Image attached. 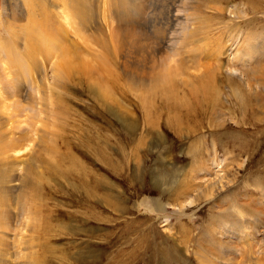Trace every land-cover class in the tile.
Masks as SVG:
<instances>
[{
	"label": "rangeland",
	"instance_id": "rangeland-1",
	"mask_svg": "<svg viewBox=\"0 0 264 264\" xmlns=\"http://www.w3.org/2000/svg\"><path fill=\"white\" fill-rule=\"evenodd\" d=\"M5 1L0 91L6 78L17 84L12 80L11 91L0 96L27 108L23 125L12 130L30 141L17 158L39 156L37 141L45 134L59 153L42 151L45 165L37 159L41 197L32 212L39 215H21L30 196L23 203L20 194L14 222L1 226L13 264H264V0H175L185 20L164 27L174 0H142L135 20L148 40L138 58L126 60L155 65L144 83L123 72V40L109 0H92L94 20L81 27L59 1L37 0L34 22L20 2L17 16L25 18L14 25V46L19 54L28 46L36 59L21 55L17 66L5 54L11 50ZM40 22L58 46L50 56ZM186 24L196 35L184 40ZM159 27H168L163 35L170 31L168 48L162 49ZM63 55L88 64L91 73L53 72ZM161 78L169 85L162 88ZM100 81H107V91ZM30 95L45 98L47 109ZM30 106L36 117L26 114Z\"/></svg>",
	"mask_w": 264,
	"mask_h": 264
},
{
	"label": "bare ground",
	"instance_id": "bare-ground-1",
	"mask_svg": "<svg viewBox=\"0 0 264 264\" xmlns=\"http://www.w3.org/2000/svg\"><path fill=\"white\" fill-rule=\"evenodd\" d=\"M39 1V0H38ZM37 0H22V1H19V0H8V1H5L7 2L6 4H4V6H6L7 9H4V11L7 12V15L9 13V20L11 21H8V20H5L6 22L5 25H4V31L6 32V34L9 36V39L7 42L9 47L11 48V50H8L9 53H5L6 56L9 55V62L10 64H14L17 66V64H15L14 61H18L20 56H24L26 58H28V60L30 59H33L31 57L32 55V52L28 49V46L27 48L25 49V52L23 54H19L18 51L15 49V46L14 44H16L17 42L15 41V33H14V25L16 22L19 21L18 18H22L24 20V16H21L22 15V10L20 8V2H23L24 6L23 8L26 9V7H30L31 11H28L29 12V22H34V21H37V19H32V14H35L36 16V13H34V9L37 7L38 5V2ZM56 1H59L61 2L62 4V8L65 10V11H69L70 14L75 18V20L77 19L78 22V26L81 27V26H84L87 22L91 23L93 22L94 20V15L96 13V8H94V5L92 4V0H56ZM142 0H109V2H106V7L109 11V17L110 18H113L114 21H116V27L114 28L116 34L118 35L117 37H119L121 40H123V47L120 46L119 47V53H120V56H121V59H122V67H123V72L125 74L128 75H131L135 78V80L139 81V82H142L144 83L145 81L148 82V80L152 77H154V71H155V65H150L149 68H147L145 65H141V66H134L133 64H130L126 58H129L131 57L130 55H135V59L138 58L137 56H140L141 53H142V47L144 46L143 45V42L147 41L148 40V36L146 35V33L144 31H142V25L139 24V22H137L135 20V18L139 17V15H141V6H142V3H141ZM139 2V3H138ZM175 0L173 1V3H171L172 5L169 7V10L168 12L166 13L163 21H164V26H166L167 24L169 25H174V23H178L180 20L179 19H183L185 20V18H180V14L178 13V10L176 9L177 7L175 6ZM177 3V2H176ZM54 4V3H53ZM56 4V2H55ZM104 4V3H103ZM199 5V4H198ZM136 6V7H134ZM27 8V10H29ZM32 9H33V12H32ZM47 9V8H46ZM142 9V8H141ZM201 11V10H200ZM17 13H20L21 15L18 17L17 16ZM27 14V13H26ZM25 14V15H26ZM196 14V13H195ZM200 14V13H199ZM64 18V17H63ZM72 18V19H74ZM96 18V17H95ZM65 19V18H64ZM199 19V18H198ZM197 19V20H198ZM196 20V21H197ZM204 20V19H203ZM68 21V20H66ZM200 21V20H198ZM39 22V21H38ZM188 22V21H187ZM201 22V21H200ZM42 25H40V28L44 30V41L43 39H41V42L42 44L48 46V50H47V56H50L52 54V52H54L58 46L56 45L55 41H54V35L53 33H51L50 31H48L46 28H47V25H44L46 24L45 22H40ZM180 23V22H179ZM193 23V22H192ZM196 23V22H195ZM194 23V24H195ZM193 24V25H194ZM206 24V23H205ZM176 25V24H175ZM77 26V27H78ZM95 26V25H94ZM198 26H202L201 24H198ZM206 27V25H204ZM203 26V27H204ZM26 27H28V23L26 25ZM26 27H23L22 29H27ZM34 27V26H33ZM163 27H159V30H158V34H160V38H162L160 44L162 46V49L163 48H168L169 46V43L171 40V36L168 34L170 31H167L166 32V36L163 35V33L165 32V29H168L167 28H163ZM189 26H186L182 29L183 30V39L184 40H187L189 39L188 37L190 36H194L196 34H193V33H190L188 32L189 31ZM204 27V28H205ZM192 28V27H191ZM195 28V26H194ZM192 28V29H194ZM196 28L197 25H196ZM195 28V29H196ZM30 30H34L32 28V25L30 26L29 28ZM37 27H36V31H37ZM95 29V28H94ZM191 29V30H192ZM200 29H202L200 27ZM103 31V30H102ZM156 31V30H155ZM164 31V32H163ZM205 31V30H203ZM21 32V31H20ZM39 34H40V31H38ZM46 32V33H45ZM154 32V31H153ZM195 33V31H193ZM198 32H201L198 31ZM29 33V32H28ZM42 33V32H41ZM56 33V32H55ZM197 33V32H196ZM205 33V32H204ZM36 34V33H35ZM47 34V35H46ZM16 35H18L16 33ZM25 35V34H24ZM30 35V34H29ZM28 34L25 36V41L29 43V41H31V36H29ZM56 35V34H55ZM188 35V37H187ZM19 36V35H18ZM41 36V35H40ZM172 36H173V33H172ZM57 37V36H56ZM113 37V36H112ZM191 38V37H190ZM195 39V38H194ZM17 40V39H16ZM184 42V41H183ZM35 43V42H33ZM90 43V42H89ZM121 43V42H120ZM40 44V45H42ZM159 44V45H160ZM31 45V44H30ZM32 46V45H31ZM9 48V49H10ZM107 49V47H106ZM118 49V48H116ZM3 50H6V49H2L0 48V54H2ZM110 50V49H109ZM113 50V49H112ZM104 51V50H103ZM155 52H158L161 56H162V51H160L159 49H156L154 48ZM106 52V51H105ZM108 52V50H107ZM111 52V50L109 51ZM38 53V52H36ZM45 53V52H44ZM62 53V51H61ZM118 53V55H119ZM1 56V55H0ZM21 56V57H22ZM117 56V55H116ZM146 56V55H145ZM30 58V59H29ZM22 59V58H21ZM35 59H33V62H35ZM46 59H49V58H46ZM80 59V58H79ZM141 59V58H139ZM168 59V58H166ZM50 60V59H49ZM147 60V59H145ZM161 60V59H160ZM32 61V60H31ZM83 61V60H82ZM152 61V60H151ZM21 61H19L18 63H20ZM146 63V62H145ZM149 63V62H148ZM144 64V63H143ZM187 64V63H186ZM137 65V64H136ZM177 65V64H176ZM24 66V65H23ZM36 66V65H35ZM258 66V65H257ZM25 67V66H24ZM24 67H17V70H16V73L14 75H18L21 73H19V71L24 68ZM185 67V66H183ZM167 68V66H166ZM38 69V68H36ZM61 70V72H66L65 75H68L67 72L68 70H70V75L71 73L74 74V73H79V72H83L84 70H88L89 73H91V70L93 68H90L88 64H84V62H81V61H78L76 60L75 58H72L71 57H68V55H63L62 56V59L61 61L56 65L53 66V72H55L56 70ZM27 70V69H26ZM164 70V69H163ZM187 70V69H186ZM167 71V70H166ZM74 72V73H73ZM81 72V73H82ZM108 72V71H107ZM165 72V71H164ZM173 72V71H172ZM1 73V72H0ZM56 73V72H55ZM55 73L54 74V79L55 78ZM167 73V72H166ZM165 73V74H166ZM177 73V72H176ZM158 74V73H157ZM174 74V73H173ZM22 75V74H21ZM60 75V74H59ZM161 75V74H159ZM167 75V74H166ZM169 75V74H168ZM167 75V76H168ZM171 75V74H170ZM61 76V75H60ZM172 76V75H171ZM14 78L16 79V77H13L11 80H7L6 78V81H4L6 84L5 87H7V89H9L11 91V89L13 87H9L10 85V82L12 80H14ZM18 78V77H17ZM156 78V77H155ZM170 78V77H169ZM99 79V78H98ZM103 80V79H102ZM133 80V79H132ZM157 80V79H156ZM2 81V80H1ZM176 81V80H175ZM15 82V80L13 81ZM19 82V81H18ZM107 81H100V84L103 86L104 90L107 91L108 88L106 86V83ZM167 81H165L163 78H161V87L163 88V86H165V84ZM174 82V81H173ZM16 83V82H15ZM20 83V82H19ZM17 84V83H16ZM49 84V83H48ZM53 84L56 85L58 84L57 81H53ZM159 85V83H157ZM156 84V85H157ZM2 85V84H1ZM44 85V84H43ZM169 85V83H168ZM11 86V85H10ZM13 86V85H12ZM36 86V85H35ZM42 86V84L40 85ZM46 86V85H44ZM172 86V84H171ZM3 87V86H2ZM15 87V86H14ZM48 87V86H47ZM63 87V86H62ZM65 87V86H64ZM4 88V87H3ZM16 88V87H15ZM14 88V89H15ZM43 88V87H41ZM49 88V87H48ZM47 88V89H48ZM102 88V89H103ZM168 88V87H167ZM7 89H5L3 91V89L0 91L1 93H6ZM13 89V90H14ZM17 89V88H16ZM103 90V91H104ZM18 91V90H17ZM20 91V90H19ZM19 91H18V94H19ZM47 91V90H46ZM169 91V89H168ZM15 92V91H14ZM14 96H17L15 95L16 93H14ZM8 93V92H7ZM106 93V92H105ZM108 94V93H106ZM5 95H8V94H5ZM104 95V93H103ZM109 95V94H108ZM2 96V95H1ZM0 96V229H1V226L4 225L6 222H10V223H13L14 222V206L16 204V201H17V198L20 196V194H23L22 197L23 200L20 202H23V203H28L27 200H29L28 196H30V200H29V207H27L26 211H25V206L22 208L21 210V215L25 218V215L26 216H32L34 215V212L35 214H38L36 213V210L34 212H32V209H33V202L35 201L34 198H40L41 197V188H40V184H39V180L42 178L41 175H43V171H39L40 169L38 168V164H37V161H42L43 164L45 165V163H47L43 156H40L42 155V151L43 152H46V154H49V156H53V157H57L59 156V153H57L58 151L55 149V145L51 143H49L46 139V134L43 135V136H40L38 138V144H39V148H40V155L37 156V157H34L31 158L29 157L28 155L25 156V159L26 157L27 158V162H24L25 159H23L24 161H21L20 158H17V154H20L19 152H21V150L23 149L24 150V147L27 145H25V143L29 142L30 141H27V135L26 136V132L22 133L21 132H18V134L15 136L14 135V130H17L19 129V125H21L22 122L24 121H21V116L23 117V114L22 112L26 111L27 108L26 107H23L20 105V101L18 98L14 97L13 95V99L14 101L11 103H9L10 101L7 100L6 97ZM11 96V97H12ZM28 96V95H27ZM34 96V95H33ZM37 97V96H36ZM30 99L29 100H34V104L36 105L35 102H37L38 100L40 101V104L43 103L44 99L43 97H37L35 101V99L32 98V96L30 95L29 97ZM32 98V99H31ZM105 98H108L107 95H105ZM12 99V100H13ZM28 99V98H27ZM11 100V99H10ZM108 100V99H107ZM39 101L37 103H39ZM33 103V101H32ZM49 103V102H48ZM58 103V101H57ZM56 103V104H57ZM50 104V103H49ZM54 104V103H53ZM59 104V103H58ZM30 105V102L28 101L27 103V106ZM34 105V106H35ZM32 106V105H31ZM29 107L28 112H26V114H30L32 115L33 117L36 114L35 111H32V107ZM45 106V108L47 109V103L44 105L43 103V107ZM60 106V105H59ZM37 108V107H36ZM40 109V108H39ZM45 110V109H44ZM14 112V113H13ZM41 112V111H39ZM38 113V112H37ZM41 114V113H40ZM25 115V114H24ZM27 116V115H26ZM39 116V114H38ZM29 117V115H28ZM31 117V116H30ZM32 117V119H33ZM36 117V116H35ZM35 119V118H34ZM56 120V119H55ZM13 123H18V125L16 124L15 126L13 125ZM23 125V123H22ZM29 125V124H28ZM8 126L11 127V130L8 128ZM44 127V126H43ZM26 131H27V127H25ZM37 129V128H36ZM21 130V129H20ZM31 130V129H30ZM30 130L28 132H30ZM19 131V130H18ZM33 132H37V131H34L32 130ZM17 132V131H16ZM16 134V133H15ZM29 134V133H28ZM51 134V133H50ZM32 135V133H31ZM30 135V136H31ZM35 135H38L35 133ZM54 135V133H53ZM58 135V134H57ZM49 138V137H48ZM32 141V140H31ZM50 141V140H49ZM55 144V142H53ZM50 144V145H49ZM52 144V145H51ZM25 145V146H24ZM26 149V148H25ZM27 150V149H26ZM57 151V152H56ZM60 151V150H59ZM25 152V151H24ZM57 154V156H56ZM62 158V157H61ZM22 159V158H21ZM38 159V160H37ZM58 162V161H57ZM24 163H27L29 166L28 168L26 169V172L24 171V174L22 173L23 172V165ZM60 163V162H59ZM73 164V163H72ZM48 165V164H47ZM56 165V164H55ZM59 164H57L56 166L52 167V165L50 164L49 167H52L51 169H55V167H58ZM39 169V170H38ZM44 169H46V167L44 166ZM57 170V169H55ZM55 172V171H54ZM19 174V176H18ZM49 175V174H48ZM50 176V175H49ZM49 178V177H48ZM64 178V177H63ZM88 181V180H87ZM14 183L16 185H14ZM82 184V183H81ZM95 184V183H93ZM86 185V184H85ZM17 186V187H15ZM77 186V185H76ZM75 187V186H74ZM81 187V186H80ZM83 187V186H82ZM93 187V186H92ZM92 187L91 189H88L86 191V194L88 196L91 195L92 193ZM89 188V186H88ZM43 189V188H42ZM77 189V188H76ZM80 189V188H79ZM85 189V188H84ZM77 191V190H76ZM85 192V190H84ZM94 192V191H93ZM95 194V193H94ZM92 194V195H94ZM87 196V198H88ZM95 196V195H94ZM94 196H92V199L94 198ZM21 198V199H22ZM25 199V200H24ZM89 199V200H90ZM34 200V201H33ZM90 200V201H91ZM105 200V199H104ZM41 201V200H40ZM84 202V201H83ZM92 203V202H91ZM90 203V205H91ZM95 203V202H94ZM19 204V203H18ZM36 204V203H34ZM41 204V202H40ZM86 205V204H85ZM89 205V204H88ZM20 206V205H19ZM18 206V207H19ZM36 206V205H35ZM42 206V205H41ZM41 206L39 205L38 207H40L39 209L41 210ZM21 208V207H20ZM18 209V208H17ZM35 209V208H34ZM38 209V208H37ZM38 210V211H40ZM18 212V211H17ZM16 212V213H17ZM29 213V214H28ZM19 215V214H18ZM39 215V214H38ZM41 216V215H40ZM42 217V216H41ZM45 217V216H44ZM36 218V216H35ZM34 218V219H35ZM29 218L27 217L26 220H28ZM22 220V219H21ZM17 222V221H16ZM19 222V221H18ZM8 225V224H6ZM10 227H11V224H10ZM3 228V227H2ZM5 228V226H4ZM12 228V227H11ZM35 228V227H34ZM33 228V229H34ZM13 229V228H12ZM11 229V230H12ZM36 229V228H35ZM14 230V229H13ZM13 230L11 232H13ZM9 230H7L8 232ZM10 232V231H9ZM5 235H1L0 236V264H13V262L11 261V258H9V254H8V250H9V242H6L5 240ZM9 241V240H8ZM7 253V254H6Z\"/></svg>",
	"mask_w": 264,
	"mask_h": 264
}]
</instances>
